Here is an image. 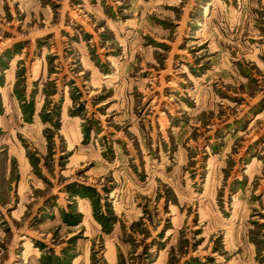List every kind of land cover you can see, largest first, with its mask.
Wrapping results in <instances>:
<instances>
[{"label": "rangeland", "instance_id": "374dc122", "mask_svg": "<svg viewBox=\"0 0 264 264\" xmlns=\"http://www.w3.org/2000/svg\"><path fill=\"white\" fill-rule=\"evenodd\" d=\"M0 264H264V0H0Z\"/></svg>", "mask_w": 264, "mask_h": 264}]
</instances>
